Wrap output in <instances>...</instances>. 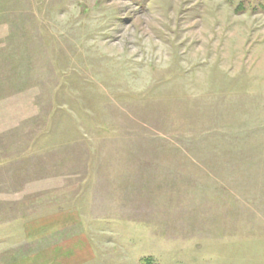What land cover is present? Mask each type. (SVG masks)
<instances>
[{
    "label": "rangeland",
    "instance_id": "374dc122",
    "mask_svg": "<svg viewBox=\"0 0 264 264\" xmlns=\"http://www.w3.org/2000/svg\"><path fill=\"white\" fill-rule=\"evenodd\" d=\"M0 264H264V0H0Z\"/></svg>",
    "mask_w": 264,
    "mask_h": 264
}]
</instances>
